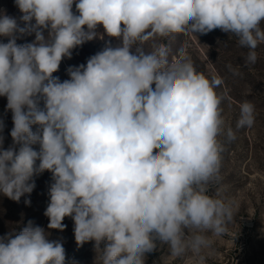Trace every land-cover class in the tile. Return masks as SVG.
Masks as SVG:
<instances>
[{
  "label": "clouds",
  "instance_id": "9594fccd",
  "mask_svg": "<svg viewBox=\"0 0 264 264\" xmlns=\"http://www.w3.org/2000/svg\"><path fill=\"white\" fill-rule=\"evenodd\" d=\"M15 5L24 27L0 13V38H7L0 40V97L13 122L5 149L0 120V194L18 202L35 188L33 177L48 171L47 228L63 232L70 217L77 246L94 242V264H145L158 242L174 257L205 264L212 238L235 219L231 202L209 194L220 168L219 137L235 139L216 91L222 81L149 42L219 29L235 35L255 64L264 0ZM33 33V42L17 44V34ZM105 37L86 65L67 69L69 79L53 76L74 49ZM239 107L237 128H251L255 106ZM49 236L31 221L0 236V264H67L63 243Z\"/></svg>",
  "mask_w": 264,
  "mask_h": 264
},
{
  "label": "rangeland",
  "instance_id": "374dc122",
  "mask_svg": "<svg viewBox=\"0 0 264 264\" xmlns=\"http://www.w3.org/2000/svg\"><path fill=\"white\" fill-rule=\"evenodd\" d=\"M0 13L17 18L20 26L24 27L19 20L22 13L15 0H0ZM44 35L47 36V31ZM34 39V33L17 34V44L20 45L31 43ZM107 39H94L74 49L71 59L64 58L53 76L61 82L69 79L67 69L86 65L89 57L104 48ZM0 40L7 42V38ZM153 42L165 48L170 59L185 55L191 58L197 72L208 78L216 76L221 79L222 83L216 91L222 97V116L226 128L230 126L235 135L232 140L226 135L219 137L222 152L218 179L209 190L210 195L233 204L235 219L226 226L224 234L212 238L211 247L204 253L205 264H264V43L256 49V63L250 64L246 62L248 49L238 45L235 35L219 29L207 34L176 33L157 38L149 44ZM112 43L115 45L117 41ZM149 44L145 45L146 50ZM245 101L255 106V123L251 128H237L239 105ZM6 106V97H0L5 149L12 144L10 132L13 127L12 113ZM40 107L43 108V101ZM33 147L39 149L38 145ZM51 177L48 171L34 176L35 188L31 194L21 196L18 202L0 194V236L9 231H20L31 221L34 226L49 231L50 240L63 243L67 264H94V242L77 246L74 222L70 217L63 221L66 225L63 232L47 228L49 221L44 212L49 203ZM26 200H30V204H26ZM145 264H190V259L187 256H172L168 245L158 242L157 249L147 255Z\"/></svg>",
  "mask_w": 264,
  "mask_h": 264
}]
</instances>
